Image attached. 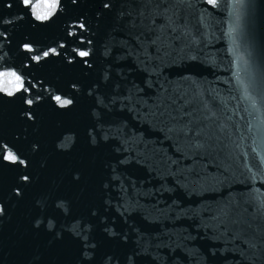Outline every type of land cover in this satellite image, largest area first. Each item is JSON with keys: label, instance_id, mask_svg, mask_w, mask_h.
<instances>
[{"label": "water", "instance_id": "water-1", "mask_svg": "<svg viewBox=\"0 0 264 264\" xmlns=\"http://www.w3.org/2000/svg\"><path fill=\"white\" fill-rule=\"evenodd\" d=\"M8 71L0 264H264V0H0Z\"/></svg>", "mask_w": 264, "mask_h": 264}, {"label": "snow or ice", "instance_id": "snow-or-ice-1", "mask_svg": "<svg viewBox=\"0 0 264 264\" xmlns=\"http://www.w3.org/2000/svg\"><path fill=\"white\" fill-rule=\"evenodd\" d=\"M25 7H30L32 11V15L38 21H47L50 17L54 15L57 10L59 0H37V2L33 3V0H22ZM210 3H215V0H209ZM105 7H108L106 4ZM25 50L28 52H32L33 49L25 45ZM55 55L56 49H51L50 51H45L43 53V57H48L49 55ZM80 57L88 56V52L80 51L78 53ZM33 60L39 62L42 57L39 55L33 56ZM24 88V83L19 75L16 72L8 71V72H0V92L7 94L9 97L13 96L14 93L21 91ZM26 91V89H25ZM56 102L61 107H66L72 103L69 99H63L60 96L55 97ZM28 105H32L33 101L31 99L27 100ZM31 118V116H29ZM4 161H8L10 163H19L21 165L25 164L23 159H20L15 153L12 151H8L6 154L2 156ZM24 180H27L28 177L24 176Z\"/></svg>", "mask_w": 264, "mask_h": 264}]
</instances>
